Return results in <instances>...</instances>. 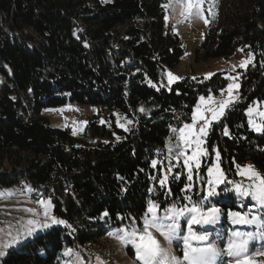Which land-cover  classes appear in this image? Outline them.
Here are the masks:
<instances>
[{
    "label": "trees",
    "instance_id": "trees-1",
    "mask_svg": "<svg viewBox=\"0 0 264 264\" xmlns=\"http://www.w3.org/2000/svg\"><path fill=\"white\" fill-rule=\"evenodd\" d=\"M166 2L0 0V188L23 180L33 192L41 189L51 198L55 217L67 222L8 249L0 264H72L75 257L97 264V256L104 264H121L110 262L102 244L115 238L110 232L142 229L149 201L159 203L163 215L173 204L220 207L224 214L216 225L195 228L208 231L221 248L230 230L257 232V225H234L226 215L229 209L248 212L251 198L223 189L239 181L237 165L246 161L264 177V133L252 131L246 115L249 106L264 100V0H215L216 15H208L194 49L201 61L243 45L253 59L240 73L241 99L209 129L207 155L201 168L193 169L191 182L184 157L175 158L179 132L172 129L189 122L198 98L218 93L227 79L216 72L207 79L167 82L166 68L178 64L184 52L178 35L164 29ZM204 8L208 14L207 4ZM66 102L98 105L103 119L89 115L79 135L52 127L43 110ZM216 151L226 183L205 200ZM169 166L173 171L161 188L157 178ZM177 172L182 175L174 179ZM255 211L260 213L259 207ZM186 219L181 218L185 233ZM167 245L182 256V241ZM260 250L264 238L257 235L249 251ZM124 253L123 263L128 256L142 263L131 245Z\"/></svg>",
    "mask_w": 264,
    "mask_h": 264
},
{
    "label": "snow or ice",
    "instance_id": "snow-or-ice-1",
    "mask_svg": "<svg viewBox=\"0 0 264 264\" xmlns=\"http://www.w3.org/2000/svg\"><path fill=\"white\" fill-rule=\"evenodd\" d=\"M180 3L182 8L180 15L185 19L195 14L203 19L206 25L209 24L210 21L205 16V4H207L208 15L213 18L216 15V12L213 11L215 0H180ZM163 7L167 8L169 4H165ZM168 19L169 17L166 15L165 20L167 21ZM251 59L250 55L249 59L241 62L240 67H247ZM212 75L214 74L208 73L205 78H210ZM179 79L182 78L168 72L169 83ZM228 79L235 81L237 78L228 77ZM239 87L238 83H229L226 90L227 98L220 100L217 106L202 109L201 105H212L214 98L211 94L207 96V99L205 96H200V103L196 105L195 111L192 113V122L185 123L179 129H172L174 133L179 132L176 144L178 151L175 158L179 160L180 156L184 157L183 165L188 170L187 180L189 182L193 180V169H200L201 157L207 155V149L202 147L205 143L203 138L208 136V130L212 122L219 121L225 115L227 109L239 102L241 99L238 93ZM233 89L237 90L235 95L233 94ZM220 92L223 94L225 89L221 88ZM259 103V101L256 102L257 106ZM140 111H144V109L141 108ZM246 111L251 117L254 112L258 111V108L249 106ZM206 112L211 113V116H206ZM258 114L260 117H264V112H259ZM198 121H203V123L197 129L196 125ZM249 124L257 132L264 131V123L258 124L254 120L249 119ZM120 126L124 127L123 124H120ZM224 134L229 135L226 127L224 128ZM188 149L192 150L191 155L187 154ZM171 151L172 149L169 148L170 153ZM169 159H172L171 155ZM219 159L220 152L216 151L217 162L207 169L208 176L212 178L207 180L209 188L207 195L204 197L205 200L216 196L217 186L226 183V176L220 167ZM158 163L156 159L151 161L153 167H156ZM237 168L239 170L238 174L241 176L247 175L251 183L247 187H244L241 183L231 182L234 187L232 189L225 188L223 191H234L240 197H250L254 204L249 208L248 212L229 209L226 215L234 225H257V232H245L238 229L230 230L227 243L225 247L221 248L210 239L208 231H197L195 228V226L216 225L224 214L220 207H217L215 204H212L210 207L201 206L199 203H193L190 207L188 205L177 206L173 204L164 209L165 215L161 217L158 215L161 205L156 201H149L142 229L132 226L130 230L129 228L118 229L115 233L110 232L109 235H114L122 245H131L134 248L136 260L142 262V264H264V261H258L253 258L254 256H264V250L249 251L250 244L255 240L257 235L264 238V227H261V225H264V217L261 215V213H264V177L255 172L251 165L244 166L243 168L237 165ZM172 171V167L169 166L164 175L157 178L161 188H165L168 184V173ZM181 175V173L177 172L173 178L179 179ZM191 187V183L186 184L182 191H187ZM167 191L170 192L171 189L168 188ZM187 199H191V197H187ZM39 203L45 207V216H48L47 207L50 201L45 202L41 200ZM257 207H259L260 213L255 211ZM27 211L34 212L35 209H27ZM148 214H150V217ZM103 215L108 216V213L105 212ZM182 217H187L185 221L187 227L186 233L182 231ZM35 223L37 222L29 221V224ZM51 223L66 224L67 222L58 220L52 216ZM41 226L48 227L49 225L48 223H44ZM153 229L159 232L168 241L169 245H171L173 240L182 241V256L175 255L170 247H163L153 234ZM30 232L31 229H29ZM11 243H16V239L14 238ZM9 246L11 245H4V247ZM67 251L69 253L72 252L71 249ZM3 255L5 253L0 251V256ZM96 260L97 264H104V261L99 256L96 257Z\"/></svg>",
    "mask_w": 264,
    "mask_h": 264
},
{
    "label": "rangeland",
    "instance_id": "rangeland-1",
    "mask_svg": "<svg viewBox=\"0 0 264 264\" xmlns=\"http://www.w3.org/2000/svg\"><path fill=\"white\" fill-rule=\"evenodd\" d=\"M166 4H169V7L165 8L164 14V29L171 28L173 32L178 35L179 44L183 49V58L178 64L174 67L166 68V79L168 81V72H171L173 75L178 77H197L202 76L205 78L208 73L220 72L227 79V85L229 83H238L240 79L241 70L244 67H240L242 61L249 59L250 55L253 59V54L246 49L243 45L237 47L234 52L227 56L219 57H210L205 60L196 61L194 58V49L202 39L206 25L203 19L199 18L197 15L192 14L190 17L185 19L180 15L182 8L180 0H167ZM168 16L169 19L166 21L165 16ZM205 16L209 20V16L205 10ZM251 59V61H252ZM228 77H236L235 81L228 79ZM227 85L224 88L225 92L222 94L220 91L218 93H210L213 98V104L201 105L202 109L210 106H217L219 101L227 98ZM237 93L236 89H233V94ZM209 95V94H208ZM205 98L207 99V96ZM255 101L251 106L257 107L258 111L254 112L250 117L246 111L247 122L249 128L256 133H264V131L257 132L249 124V119L254 120L256 123H264V117L259 116V112H264V100L259 101V105ZM200 103L198 98L193 111H195L196 105ZM192 111V113H193ZM43 114L48 118L49 123L52 127L64 129L68 128L74 135L82 134L86 128L89 115L99 114V117L103 119V112L100 110L98 105L87 104V103H71L66 102L64 104L48 107L43 110ZM206 116L210 117L211 113H205ZM192 122L191 119L187 123ZM217 121H213L215 123ZM203 121L197 122V129L202 124ZM184 125V124H183ZM212 126V125H211ZM211 128V127H210ZM209 128V129H210ZM209 131V130H208ZM204 140L206 137L203 138ZM204 144L202 145V147ZM191 149L187 150V154L191 155ZM251 165L252 169L259 173L256 166L250 162L246 161L245 163L239 165L241 168L244 166ZM238 183H241L244 187H247L251 181L247 175H239ZM212 178V177H211ZM41 189L31 190L28 184L20 180L17 184L8 187L0 188V251L6 253L10 248L17 247L27 241L29 238L33 237L39 232L45 231L53 225L51 223V217L54 216L53 204L50 197L45 196L41 193ZM36 194V195H33ZM50 201V204L47 207L48 216H45V207L39 203V201ZM27 209H35L34 212H29ZM163 217V214H158ZM264 217V213H261ZM150 217V214H148ZM36 221L35 224H29V221ZM48 223V227H42L41 225ZM262 227V226H261ZM29 229L31 232L29 233ZM153 234L161 242V245L165 248H168V241L165 240L163 236L160 235L155 229H153ZM16 239V243H11L13 239ZM5 244H10L9 247H4ZM105 249H107V256L111 262V259L115 258L120 261L121 264H135L134 257L128 256L127 261L123 263L122 260L126 258L124 249L126 245H122L117 239L110 238L104 241L102 244ZM95 250V248H93ZM73 255V253H72ZM4 256V255H3ZM3 256H0V261ZM135 256V255H134ZM254 259L258 261H264V256H254ZM75 262L72 264H84L82 260H79L78 257L73 259ZM136 260V259H135ZM72 261V256L71 260ZM134 261V262H132ZM141 263V262H140ZM142 264V263H141Z\"/></svg>",
    "mask_w": 264,
    "mask_h": 264
}]
</instances>
